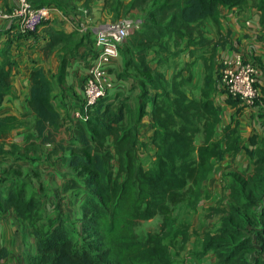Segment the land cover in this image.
I'll list each match as a JSON object with an SVG mask.
<instances>
[{
  "label": "trees",
  "instance_id": "1",
  "mask_svg": "<svg viewBox=\"0 0 264 264\" xmlns=\"http://www.w3.org/2000/svg\"><path fill=\"white\" fill-rule=\"evenodd\" d=\"M29 1L33 7L54 6L67 12L74 10V4L80 0ZM90 1L84 0L82 4L88 12ZM246 1L104 0L103 8L115 21L132 10L143 12L140 28L125 39L124 65L132 66L144 85L155 89L156 93L148 103L155 158L147 168L144 167L139 150L147 144L139 140L134 129L123 125L126 98L116 102L114 95L107 94L92 105H86L82 98L85 110L73 128L74 141L59 143L69 152L68 165L73 171L64 183V191L82 188L86 194L81 205L79 230L72 232L62 222L35 230L37 254L31 258L30 264H172L173 254L164 240V233L172 225L174 210L180 204L194 203L214 163L221 161L226 154L238 153L242 148L253 159L254 170L251 174L240 171L230 174L241 185L239 194H232V197L255 226L260 223L258 233L264 245V204L257 214L250 212L253 206L258 205V188L264 184V141L263 151H259L257 156L255 151L240 145L238 110L222 129L221 136H216L219 114L212 95L220 87L219 77L213 73V58L208 59L209 63L207 60L204 62V66L207 65L202 87L195 97H189L182 88L189 83L190 76L176 80L177 75H173L169 89L165 90L161 84L163 75L151 67L147 59L151 50L168 52L167 44L171 38L176 46L182 39L189 46L198 44L202 48L211 45L210 55H214L219 42L204 37L202 26L205 20H211L219 28L218 7L239 6ZM258 7L264 23V0H259ZM52 20L47 19L41 25L47 24L44 29L48 36L42 50L47 54L59 49L55 82L60 83L69 59L75 56L79 46L92 32L78 36L79 32L75 30L65 32L55 28L51 25ZM26 34L29 33L16 35ZM159 58H162L160 54ZM16 65L8 42L0 49V104ZM29 82L26 107L35 114L36 134L28 139L54 142L62 121L60 112L52 103L54 85L39 65L31 67ZM226 102L231 105L240 103L231 97H226ZM142 106L136 124L144 113L145 106ZM17 121L12 115L0 117V137L6 136ZM199 134L201 141L196 143ZM223 141L225 148L221 145ZM249 141L254 144L255 136H251ZM33 145L34 141L28 146ZM3 153L0 149V155ZM111 161L115 162L113 172L107 171ZM14 172L21 173L20 167ZM40 206L36 195L28 194L25 181H12L5 192L0 190V217L11 209L19 219L33 226ZM156 216H160L159 230L148 231L141 239L136 230L138 223ZM242 220L234 209L216 233L204 235L199 253L212 250L220 264H251L242 255L253 249L251 240L243 236ZM255 264H264V261L258 260Z\"/></svg>",
  "mask_w": 264,
  "mask_h": 264
},
{
  "label": "crops",
  "instance_id": "2",
  "mask_svg": "<svg viewBox=\"0 0 264 264\" xmlns=\"http://www.w3.org/2000/svg\"><path fill=\"white\" fill-rule=\"evenodd\" d=\"M83 1H77L74 5L83 4ZM15 2L16 0H0V6L8 10ZM103 2L104 0H91L88 4L91 13L87 20L93 24L92 29L98 27L100 22H111L112 20L111 14L103 8ZM258 4L259 0H247L239 6H219V28L209 19L205 20L202 26L206 39L219 42L214 50L213 61L219 63L220 59L224 57L241 53L247 60L258 65L260 69L257 79L259 96L254 105L245 106L238 102L236 105H231L226 102L224 94L220 95L215 91L216 93L214 92L212 95L219 114V122L215 128L216 136H220L222 129L230 123L233 115L238 110L240 145L250 150L264 141V23H262V12ZM52 18V26L61 28L65 32L71 31L66 25L62 14L54 12ZM45 25L41 26L33 35L26 34L20 37L16 35L19 33L16 23L0 19V49L9 42L10 51L17 61V65L12 72L11 83L6 88L4 99L0 104V117L12 115L18 120L6 136L0 137V149L4 151L0 155V190L5 192L12 181H25L28 194L34 193L41 203L38 219L33 226L29 222L19 219L11 209L0 217V264H30L31 258L37 254L35 230L46 229L51 223L60 222L72 232H77L80 226L81 205L84 199L78 189L68 191L63 189L66 179L73 174V171L68 165L69 152L63 149L59 143L66 144L74 141L73 128L77 119L83 115L85 110L82 102L83 80L88 67L99 62V59L93 44L94 35L92 32L79 46L75 56L69 59L63 80L60 83L54 82L58 71V53L60 51L55 48L52 52L46 54L42 50L43 44L48 39L44 29ZM78 36H81V33ZM122 45L118 47L117 54L108 63H102V66L106 70L107 78L112 82L111 93L109 91V94L114 95V99L118 97L126 98V103L128 102L126 120L127 109L132 106V100L134 104L136 102L137 110L135 113L138 115L140 108L138 100L141 102L139 97L142 90L137 80L140 76L136 77L132 74L131 77L127 78L118 77L120 76L119 73H122L125 68L132 67H124L123 55L125 50ZM195 45L201 48L198 44ZM192 47L190 45V48ZM211 47L210 45L201 49L208 48L210 51ZM206 56L203 52L202 59L201 53L196 55L186 53L184 56L183 65L186 63L188 65L183 68H194L191 71L190 82L192 85L197 86L195 89L198 95L203 83ZM151 57L149 53L147 59L149 60ZM209 62L210 60H207V63ZM33 65L41 66L46 76L57 87V90H55V87L53 90L52 103L60 112L62 121L55 141L51 143H41L33 138L28 139L30 135L34 136L36 134L34 129L35 114L26 107L30 83L29 73ZM216 69L217 65L214 64L213 73ZM189 76V73L184 70L176 80ZM55 94H58V96H55ZM187 94L192 97L188 92ZM151 95L153 96V91H150L148 96ZM59 97H63V102ZM149 111L150 106L147 104L144 107V113L135 126L138 130L142 129V131L149 127L147 129L150 130L148 135L138 133L140 134V141L147 144L139 150V155L143 157L150 153L153 159L155 158L156 149L150 141L153 127ZM24 112H27V114L23 115ZM251 136H255L254 144L249 141ZM33 141V147L28 146ZM221 144L224 148L225 142L223 141ZM146 147H148V152L145 150ZM235 157V165L226 170H224V167L227 164V156L222 161L215 162L211 170L212 175H219L222 170L224 172L229 170L240 171L247 174L253 172V159L248 156L245 149L242 148ZM143 163L145 168L149 166V163L146 164L144 161ZM19 167L21 173H15L14 170ZM6 170L8 171L7 174H5ZM84 195L86 196L85 193ZM50 219L52 220L50 221ZM71 222H75L73 228ZM215 257L210 252L202 257H194L191 263L216 264ZM260 258L264 261V252Z\"/></svg>",
  "mask_w": 264,
  "mask_h": 264
},
{
  "label": "rangeland",
  "instance_id": "3",
  "mask_svg": "<svg viewBox=\"0 0 264 264\" xmlns=\"http://www.w3.org/2000/svg\"><path fill=\"white\" fill-rule=\"evenodd\" d=\"M73 7L74 10L69 9L68 12L71 11L80 12L81 15L80 18L86 22L87 26L91 30L93 24H91V22H88L87 20L88 16L91 13L90 9L88 12V8L84 7L82 4H77L74 5ZM84 11H87V13L84 14ZM142 17H143L142 10H135V11L132 10L130 13H128L126 16L121 17L120 19L141 21ZM113 21L115 20H111V22ZM105 22L106 21L100 22L99 25ZM94 24L96 25V22ZM122 46H124V50H125V44H123ZM192 46L193 47L190 48L189 45H185L183 39L178 41V45L176 46L173 44L171 38L168 40V44H167L168 52L159 53V52H155L154 50H151L149 52L152 57L148 61L151 67L156 68L163 75V79H161V84L163 85L165 90L169 89L171 76L173 74L176 73L177 77H180V75H182L183 71L185 70V72L189 73L191 77V71L194 70V68L193 67H192L193 69L183 68L185 67V65H188V63L183 65L184 56L186 53H189L190 55H196L198 53H201V59H202V52H203L207 55L205 60H208L210 58L212 59L214 57L213 53L212 55H210L209 53L210 51L208 48L201 49L198 48L195 44H193ZM56 49L57 51H59L58 48ZM159 54L161 55L162 58H159ZM125 59L126 58L123 55V62L125 61ZM220 61L218 63L213 61L212 59L213 65L214 64L217 65V70L214 71L216 77L217 76L219 77ZM206 65L204 66V68L206 67ZM211 66L209 65L208 67ZM210 72H211V68H210ZM132 74L135 75L136 77L139 76L138 73L132 67H129V68H125L122 73H119L120 76L118 77L127 78V77H131ZM137 80L138 83L141 85V90H142L141 92L142 94L139 97L141 99V102L138 100V104L139 106L143 107L142 105L146 106L149 103L150 98L152 97V95L148 96L150 95V91H153V95L156 92L155 89H152L149 85L147 84L144 85L142 79H140L139 77ZM140 80L142 83L140 82ZM54 87L55 90H57V87L56 86ZM196 87L197 86L192 85L190 81L189 83H186L185 85L182 86V88L185 91H187L189 94H191L193 97L198 95V92L195 89ZM216 92L220 95H223V91L221 90V88L219 89L217 88ZM55 96H58V94H55ZM59 98L63 102V97H59ZM119 100L120 101L123 100V97H118L116 99V102H118ZM132 101H131L132 106H130V108L127 109V117L126 120L123 122V125L125 127H130L134 129L138 135V138L140 137V134L138 133H141V135L146 136L150 131L147 130L149 129V127H146L142 131V129L138 130L137 127L135 126L137 119V115L135 112L137 110L136 109L137 106H136V102L134 104ZM56 106L58 107L57 103ZM150 141H151V137H150ZM200 141H201V135L199 134L196 138V143H199ZM261 147H262V143L257 147L252 148V151L256 152V156L259 154V151H263ZM147 149L148 147L145 148L146 152L149 151V150L147 151ZM236 154L234 155L226 154L228 160L226 166L224 167V170H226L227 168H232V166L235 165ZM153 159H152V154L150 153H147V155L141 157L142 163L144 161L146 164L147 163L150 164L153 161ZM114 170H115V162L111 161L107 165V171L113 172ZM224 170H222L219 175H212V173L210 172V174L202 182L201 191L198 199L192 204H188V203L180 204L174 210L172 225L170 229L164 233V240L170 246L171 253L173 254L172 264H186V263L193 264L191 263V260L194 259V257H202L205 256L206 254H209L210 252H212L214 256H216V254L212 250L205 251L202 254L199 253L202 250V238L206 233H216L225 224V221L228 219V217L232 213H234V209L238 211L239 215L243 219L242 220L243 236L249 238L253 244L252 245L253 249L246 250L242 254L243 257L249 260L251 264H255L258 262V260H261L260 256L264 252V245L263 242L260 240V236L258 233V226L260 225V223H258V225L255 226L254 222H252V220H249L246 217V211H244L243 208H240L237 201L234 200L232 194L233 195H237V193L239 194L241 185L240 182L235 181L232 175H230L232 172H234L233 170H229L227 172H224ZM258 189L260 191V196L258 198V205L253 206L250 209V212L256 214L262 209L264 204V184L260 185ZM81 190L83 189L82 188L79 189V191L82 193L81 197H83V199H86V196ZM51 220L52 219H50V221ZM71 224L73 228L75 222H71ZM159 225H160V216H156L146 221H140L136 227V230L138 232L139 237L143 239L148 231H158ZM182 239H185L183 241L184 243L182 242ZM176 252L178 255H176ZM215 259H216V264H220L217 261V257H215Z\"/></svg>",
  "mask_w": 264,
  "mask_h": 264
},
{
  "label": "built area",
  "instance_id": "4",
  "mask_svg": "<svg viewBox=\"0 0 264 264\" xmlns=\"http://www.w3.org/2000/svg\"><path fill=\"white\" fill-rule=\"evenodd\" d=\"M54 12L63 15L66 25L81 34L93 32V44L97 50L99 62L88 67L83 80V100L86 105L94 104L99 98L109 94L112 82L102 63H108L117 54L118 47L125 39L141 26V21L119 19L106 22L90 30L80 17V12H64L54 6L33 7L29 0H16L11 9L0 6V19L17 24L21 33L35 34L42 23L53 17ZM87 11H84L86 14ZM219 87L225 97L237 99L245 106L255 104L259 91L257 79L260 72L258 65L247 60L241 53H234L220 61Z\"/></svg>",
  "mask_w": 264,
  "mask_h": 264
}]
</instances>
